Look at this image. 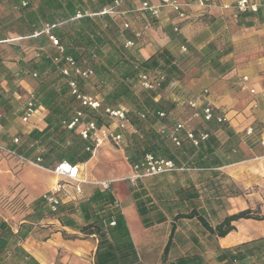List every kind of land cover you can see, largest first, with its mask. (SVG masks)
<instances>
[{
    "label": "crops",
    "instance_id": "1",
    "mask_svg": "<svg viewBox=\"0 0 264 264\" xmlns=\"http://www.w3.org/2000/svg\"><path fill=\"white\" fill-rule=\"evenodd\" d=\"M143 1L154 6L159 4V0H126L119 9L133 10ZM174 1L184 6L185 19H177L173 12H162L160 19L153 26L147 23V14L134 13L132 18L127 19L131 20V28L124 31L123 44L128 39L134 40L136 55L146 60L160 48L171 45V35L175 33L190 44L191 38L201 29L207 28L208 23L216 20L225 22L223 43L229 45L230 51L220 59V62H229L231 64L229 70L221 77H211L209 71L196 70L182 82L183 84L181 83L184 86L181 87L183 90L179 88L180 85L175 86L180 89L178 92L185 93L184 95L190 99L202 95L206 103L213 107L215 115L224 116V121L217 123L221 126L220 129H216L213 135L215 167L212 170H199V151L186 140L177 148L181 152L180 159L172 153L171 158L175 159L173 162L177 170L139 179L134 185L129 182L132 175L130 164L121 162L122 164L117 165L111 161V158L121 160L125 156L123 150L108 151V144L97 147L94 155L84 164H77L81 169L79 184L61 179L53 171L32 162L36 160L34 156L38 154L30 156L29 159L20 157L21 160L19 156H0V193L8 201L16 199L15 201L21 203L22 207H27L26 210L15 212L0 210V218L14 233L19 230L27 232V237L19 241L18 245L36 263L94 264L97 239L93 235L82 234L80 230L90 222L91 212L87 201L98 187L97 183L103 181L109 182V191L124 219L126 208L128 210L133 206L143 229L154 233L146 244V260L140 257L133 242L142 264H176V259L197 252L201 255L215 256L217 250H226L264 239V219L232 221L230 226L233 230L224 237H218L211 235L204 228L198 216L178 217L191 212L205 214L208 219L204 215L203 219L212 228L221 224L225 218L246 210L256 212L257 216L264 218V8L255 14H240L235 17L234 6L239 0H214L206 8L199 7L196 0ZM223 6L228 8L225 9ZM10 8H16L12 0H0V63L14 73L18 70L16 63L18 56H12L8 52H12L9 45L19 37L22 39L28 37L19 36L13 31L17 26L12 25V22L20 14L12 13ZM117 19L120 26L126 21L125 16ZM43 23L41 21V24ZM146 24L149 25V30L144 32L140 39L135 40L133 32L141 30ZM25 53L24 61L35 55L30 46ZM2 75L0 74V94L3 98H9L11 95L8 93V85L17 83L20 87L21 93H15L9 102L14 109L19 110L32 93V88L25 80H14L15 82L6 85L2 81ZM243 78H246V81H243ZM205 91L207 93L204 96ZM184 109L177 107V112L183 114L181 118L186 116ZM186 111L190 118L168 116V124L173 126L179 121L192 119L193 122L192 120L190 123L186 122L194 133L208 125L200 118H193L192 110ZM1 117H5V113L0 106ZM46 117L47 111L42 107H38L26 123L14 113L6 119L7 122L3 126L0 125V149L3 148L1 145L3 136L12 138L17 134L28 135L33 130L39 132L44 130L48 125ZM97 163L107 165L105 174H102L103 170H93ZM65 182L70 186H66ZM210 182L216 191L214 197L216 206L211 215H206L209 200L203 195L197 199L192 198L189 193L191 190L200 192L211 184ZM57 183L62 186L58 194L60 204H70L75 213H66L65 209L66 211L62 213L58 211L57 215L34 220L36 217L33 204L41 201L43 194L51 191ZM136 184V188L144 191V197L149 200L148 205H155L161 212L165 218L163 222L148 228L142 225L130 192V188ZM76 185L79 188L78 192L75 190ZM232 191L237 194H231ZM149 216L152 221L157 219L154 213H149ZM125 222L129 230L127 220ZM129 233L131 236L130 230ZM131 239L133 241L132 236ZM169 239L168 251L165 260L162 261L163 250ZM261 258L253 256L247 264H256V260Z\"/></svg>",
    "mask_w": 264,
    "mask_h": 264
},
{
    "label": "trees",
    "instance_id": "2",
    "mask_svg": "<svg viewBox=\"0 0 264 264\" xmlns=\"http://www.w3.org/2000/svg\"><path fill=\"white\" fill-rule=\"evenodd\" d=\"M12 1L14 6L20 10V16L12 22V25L17 26L14 27L13 31L19 36L29 38L28 42L33 44L31 47L35 51V55L24 61L25 51L19 53L16 62L18 70L14 73H11L9 69L0 63V74H3L2 81L8 85L14 80H25L27 75L31 76L32 73H35V84L32 86L34 103L37 108L42 107L47 111L46 120L48 125L41 132L31 131L21 140L20 144L11 145V148H9L10 155L29 159L31 154L35 152V155L38 154V156H34V160L40 159L38 165L47 169L54 163L57 164L62 161L69 164L85 163L91 158L93 144L89 140H83L72 130H68L67 125L73 120L76 111L82 110L84 115L87 113L92 114L88 115L87 118H83L84 121H93L100 127L99 114H103L105 108H112L124 109L130 124L139 133L133 135L132 142L123 147L130 165L137 163L146 153L175 162V159L171 158L172 152L167 148V142L169 141L157 132V129L161 126L171 127L168 124L167 113L169 109L174 108L173 104L170 105L163 101L161 94L163 90L181 79L180 60L175 56L174 50L178 46L185 45L189 52H194L196 51L193 50V47H196L194 44H201L205 36L194 39L192 45L186 43L180 35L175 33L171 35V45L160 48L154 55L144 60L136 55L135 48L132 50L124 48L123 41L120 39L124 31L120 29L118 19L113 16L98 14L104 7L111 6L113 0H41V3L35 7L32 6L35 0H27L28 4L23 8L21 7L22 0ZM77 12H80L83 17L73 19ZM86 13L91 15H85ZM41 21L54 26L50 29L49 34L55 36L64 47L65 53L63 55L58 54L49 41L48 35L42 32L43 24H41ZM156 22V19L147 14L148 24L154 26ZM221 25H223L222 21L216 20L209 23L208 27L214 30ZM35 32L37 35L31 37ZM195 37L194 35L193 38ZM43 42L49 44L47 49L41 48L40 44ZM36 43H38V46H36ZM9 48L13 51L19 50V47L14 45H9ZM104 50H106L105 53ZM229 51L228 48L216 49L215 45L209 42L201 47L200 52L203 54L201 60L209 65L214 72V76L221 77L231 67L229 62H220V59L227 55ZM66 55L73 58L77 67L90 69L92 74L86 79L73 76V74L70 77L63 76L61 69L66 66L64 61ZM11 59L14 60V58ZM53 59H57V61L54 62ZM120 70L119 77H116L113 73ZM140 74H148L152 79L163 76L164 79L157 89L144 91L140 95L141 98H139L133 94L129 87L134 83L137 86V79ZM71 80L76 83L79 93L91 95L99 100L101 108L97 111L82 108L71 94L69 86ZM85 83L91 85L94 89L93 92L89 93L83 90L82 87ZM16 85H8V88L13 90ZM11 100L12 98H3L0 94V106L5 113V117L0 118L1 126L14 113L22 114L24 104L22 108L15 110L9 104ZM122 100L133 103V108H125L121 104ZM177 106L179 105L177 104ZM159 112L164 113V117H159ZM140 115H144V117L142 118ZM207 123L208 125L198 130V133L204 132L208 135V138L197 146L200 160L199 170H212L215 167L213 156L215 139L213 135L215 130L220 129L221 126L216 121H211L210 124ZM35 161L32 162L35 163ZM210 183L200 192L191 190L190 196L197 199L203 195L206 200L211 197L214 199L216 191L213 183ZM136 186L137 184L131 187L130 192L142 225L148 228L163 222L165 218L161 212L157 210L155 205H148L149 200L144 197V191L140 190L139 187L136 188ZM234 193L237 194V192H231V194ZM87 202L91 212L90 222L82 227L80 231L86 236L93 235L97 239L94 264H142L125 219L111 192L97 187ZM69 205L68 203L59 204L56 211L51 212L42 200L35 202L33 204L34 216L36 217L34 220H39L44 216L57 215L59 212L62 213L66 210V213H75L73 206ZM206 209V215H211L213 210L210 209V202ZM149 213L156 214L157 219L152 221ZM255 213L250 210L239 212L225 218L215 228L210 227L203 219L205 214L198 215L191 212L181 214L178 217L193 218L198 216L201 224L211 235L224 237L229 231L233 230L230 226L232 221L238 219H264ZM27 235V232L20 230L14 233L0 218V264H38L18 245L19 241L24 240ZM194 241L196 242L195 239ZM169 244L170 239L163 250L162 261L165 260ZM253 256L264 258V239L226 250H217L215 256L201 255L197 252V254L176 259V264H203V262L204 264H215L216 262L247 264Z\"/></svg>",
    "mask_w": 264,
    "mask_h": 264
},
{
    "label": "built area",
    "instance_id": "3",
    "mask_svg": "<svg viewBox=\"0 0 264 264\" xmlns=\"http://www.w3.org/2000/svg\"><path fill=\"white\" fill-rule=\"evenodd\" d=\"M123 0H113L111 6L104 7L98 14L100 15H109L113 17H122L125 15H130L134 13H147L149 16L153 17L156 20H159L162 12H173L177 19L182 20L185 19V9L184 6L174 0H159V4L154 6L147 1H143L138 8L133 10H124L121 11L119 8L122 4ZM197 5L201 8H206L210 6L214 0H196ZM27 0L21 1V7L27 6ZM223 8H228L227 6H223ZM264 8V0H239L236 2L234 6L235 14L237 17L240 14L252 13L255 14L259 11V9ZM91 15V14H85ZM83 15L80 12H77L73 19H80ZM54 26H50L49 24L43 25L42 32L48 35V39L51 42L52 46L56 49L58 54L61 56L65 53L64 47L59 43L57 38L51 34H49L50 29ZM131 28L130 22H122L120 29L122 31L129 30ZM149 25H144L141 30H137L133 32V36L135 40L141 38L144 32L149 30ZM177 31V29H174ZM35 33L33 36H36ZM22 38H17L20 40ZM135 47L134 40H126L124 42L125 49H132ZM181 50L185 51V47L181 46ZM54 62L57 59H53ZM65 65L61 69V73L63 76L70 77L71 74L73 76H79L83 79L88 78L89 75L92 74L90 69H81L77 67L73 58L69 55H66L64 58ZM31 77L36 78V74L32 73ZM163 76H157V79H152L148 74H140L138 75L137 84L142 91H152L157 89L160 86V82L163 81ZM243 81H246V78H243ZM69 86L71 89V94L75 97V99L80 103L82 108H86L90 111H97L101 108V103L95 97L91 95L81 94L77 89L76 83L71 80L69 82ZM207 92L205 91L203 94L205 96ZM251 93L253 91L251 90ZM175 96V101L182 108H189L193 111V118H200L203 122H211L216 121L218 123L224 121V116L215 115L213 107L206 103L204 97L190 99L185 96L183 92H177ZM200 102V104H199ZM37 107L34 103L33 94L30 93L25 100L22 114L20 115V119L22 122L26 123L29 119L35 114ZM103 114L110 118L116 120V128L118 132H111L110 129L100 126L98 127L93 121H84L83 111L77 110L73 120L67 125L68 130H72L75 134L79 135L83 140H89L93 144V148L91 151V155L94 154V148H97L105 141H112L114 144L118 145L122 140V132L127 129H133V132L136 133L135 129L130 124L129 120L126 117V111L124 109H112L105 108L103 110ZM142 118L144 115H140ZM159 117H164V113H158ZM157 132L167 138V140L175 147H180L184 140L190 142V144L194 147H197L202 141L208 138V135L204 132L194 133L188 123L186 121H179L171 127L161 126L157 129ZM251 130H248L250 133ZM13 144L18 143V138L15 137L12 139ZM89 150V148H87ZM7 153H11L10 150H7ZM40 159H36L35 163L38 164ZM132 170V175L129 178V182L134 185L135 182L139 179L154 177L160 174L168 173L171 171L177 170L174 162L170 159L158 158L153 156L152 154L146 153L142 156V158L135 164L130 165ZM53 172L56 176L61 179L75 182L77 184L80 183V168L77 164H69L65 161L57 163ZM98 187L102 190H109V182L103 181L97 183ZM62 186L60 183H57L54 188L43 194L42 201L47 206V208L51 212H55L57 207L60 204V200L58 198V194L61 192ZM75 190L78 192L79 188L76 185Z\"/></svg>",
    "mask_w": 264,
    "mask_h": 264
},
{
    "label": "rangeland",
    "instance_id": "4",
    "mask_svg": "<svg viewBox=\"0 0 264 264\" xmlns=\"http://www.w3.org/2000/svg\"><path fill=\"white\" fill-rule=\"evenodd\" d=\"M124 3L122 4H125L126 3V0H123ZM41 3V0H35L32 4L33 7H35L37 4ZM121 4V5H122ZM11 12L14 13V14H20V10L19 9H16V8H10ZM8 16L10 15V13L7 14ZM134 16V14H130V15H125V18H126V22H130L131 20H127V19H130ZM212 21V20H211ZM210 21V22H211ZM131 23V22H130ZM45 23H43L44 25ZM209 24V23H208ZM207 24V25H208ZM222 24L220 27H218L217 29H214V30H211L209 27L208 28H203L201 29L200 31H198L196 34H195V38H191V43L193 42L194 39L198 38V37H202V36H205L204 39L202 40L201 44L197 45V44H194V46L196 47H193V50H196V51H191L189 52L188 49H186L185 47V51H182L181 50V47L178 46V48H176L174 50V53H175V56L179 58L180 60V75H181V79L177 82H174L173 84H171L167 89L163 90L162 91V99L164 102L168 103V104H173L174 108L173 109H169V112L167 113V118L168 116H180V119H188L190 118V114H187V111L186 109H184L183 112L186 113V116H184L183 118H181V115L183 114H180V112H177V104L175 102V94L177 93L178 90H180L179 88L181 87H184L182 84V82L184 80H187V77L192 73V72H195L196 70L197 71H201V70H206V71H209V75L211 77H216L214 76V72L212 71V69L209 67V65H206V63L204 62V60H201L203 58V54L200 52L201 50V47L204 46L205 44L211 42L215 45V48L216 49H229V45L227 43H223V31L225 30L224 26H225V22L222 21ZM14 27V26H13ZM147 32V31H146ZM35 37V36H34ZM122 41H123V36H121L120 38ZM29 38H25V39H22V40H17V41H12V45L16 46V47H19V50H11L12 52L8 51L10 54H12V56H18L19 53H21L22 51H25L27 52V48L31 45H33L32 43H29ZM193 45V44H192ZM36 46H38V43H36ZM41 48L43 49H47L49 47V44L48 43H45L43 42L42 44H40ZM134 49V48H132ZM130 49V50H132ZM104 53L106 52V50L103 51ZM33 54V53H32ZM26 55V53H25ZM13 68V67H11ZM120 71H116L115 73H113L116 77H119L120 75ZM3 76V75H2ZM25 81L30 85V87L32 88V86H34L35 84V78L27 75V78L25 79ZM15 82V81H14ZM182 83V84H181ZM17 83H15L14 85H16ZM176 84V85H175ZM180 85V86H179ZM4 86L7 88V86L4 84ZM175 86H179L178 87H175ZM83 90L84 91H87L89 93L93 92V88L91 87V85H89L88 83H85L83 84ZM130 90L133 91V94L136 95L137 97L141 98L140 95L142 94V91L140 89V87L135 85V83L133 85H131L130 87ZM8 89V88H7ZM184 89V88H183ZM181 88V90H183ZM8 93H10V98L13 99V95L15 93H21V90H20V87L18 85H16L13 90H8ZM185 94V93H184ZM24 101V99H23ZM121 104H123V106H125V108L129 109V108H133V103L129 102L128 100H122L121 101ZM176 104V105H175ZM16 110V109H15ZM184 113V114H185ZM48 114V113H47ZM88 115H92L90 113H87L84 115L83 118H87ZM16 116L20 117V115H18L16 113ZM100 116V120H101V126H104L108 129H110L111 132H118V129L116 128V120L114 119H110L108 117H106L104 114H99ZM15 117V116H14ZM9 119V118H8ZM192 120V119H191ZM190 120V121H191ZM188 121V123H190L189 120H186ZM193 122V120H192ZM138 131H136V133L133 132V129H127L125 131L122 132V140L120 141V143L118 145L114 144L112 141H105L103 142L102 144H108L109 148H108V151H119V150H123V147L124 145H126L127 143L129 142H132V136L133 135H138ZM27 135H20V134H17V135H14V137L12 138H7V137H2L3 139V144H1L3 146L2 149H0V156L4 157V156H11L9 153H7V150H9V148H11V145H13L12 143V139L17 137L18 138V143L17 144H20L21 140L26 137ZM182 146V145H181ZM180 146V147H181ZM178 147V148H180ZM167 148H169V150L178 158L180 159V155H181V152L177 150V147L175 148V146H173L170 142H167ZM95 149L93 150V152H95ZM124 152V155H125V151L123 150ZM35 154V152H33V154H31V157ZM94 155V154H93ZM91 155V157L93 156ZM19 160L20 157H19ZM111 161H113V163H117V165H120L122 164L121 162H126L128 163L127 161V158H126V155L121 158V160H118L117 158H111ZM81 164H84V163H81ZM129 164V163H128ZM56 165V163H54L50 168H48V170H51L53 171V168L54 166ZM47 169V168H46ZM86 169V167L84 166V170ZM107 169V165L106 164H101L99 165L98 163L94 165L93 167V170H103V173L102 174H105V170ZM81 170V169H80ZM83 170V169H82ZM105 171V172H104ZM68 182V181H67ZM64 185V184H62ZM65 185L66 186H70L68 183L65 182ZM17 198V196H16ZM7 200V201H6ZM16 199H13V201H8V199L2 195L0 193V210L2 211H20L21 209H24L26 210L27 207L21 205V203H18L15 201ZM209 202H210V209L211 210H214V206H216V203H215V200L211 197L209 199ZM125 217L127 220V223L129 225V230L131 232V236L133 237V242L140 254V257L143 259L146 260V244L147 242L150 241V237H152V235L154 234L152 231H145L143 229V227L141 226L140 224V221H139V218L135 212V209L133 208V206H130V209L125 210ZM153 253V252H152ZM150 254L151 256L153 254ZM158 255V254H157ZM140 258V259H141ZM144 260V261H145ZM256 264H264V258L262 257L261 259L259 260H256Z\"/></svg>",
    "mask_w": 264,
    "mask_h": 264
},
{
    "label": "bare ground",
    "instance_id": "5",
    "mask_svg": "<svg viewBox=\"0 0 264 264\" xmlns=\"http://www.w3.org/2000/svg\"><path fill=\"white\" fill-rule=\"evenodd\" d=\"M101 145H102V144H101ZM101 145H100V146H101ZM98 147H99V146H98Z\"/></svg>",
    "mask_w": 264,
    "mask_h": 264
}]
</instances>
